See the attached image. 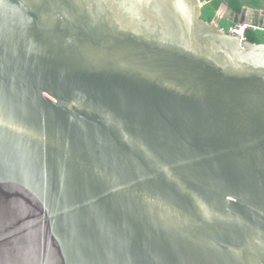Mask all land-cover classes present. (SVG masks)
Segmentation results:
<instances>
[{"label": "water", "instance_id": "obj_1", "mask_svg": "<svg viewBox=\"0 0 264 264\" xmlns=\"http://www.w3.org/2000/svg\"><path fill=\"white\" fill-rule=\"evenodd\" d=\"M201 0H0V264H264V44Z\"/></svg>", "mask_w": 264, "mask_h": 264}, {"label": "trees", "instance_id": "obj_2", "mask_svg": "<svg viewBox=\"0 0 264 264\" xmlns=\"http://www.w3.org/2000/svg\"><path fill=\"white\" fill-rule=\"evenodd\" d=\"M202 19L208 23H213L218 20V12L223 4L227 5L229 10L235 17L242 16V23L246 19V13L249 9L258 12L264 10V0H201ZM236 19V18H235ZM236 23L227 19L218 20L219 28L230 33V27ZM254 23L260 26V30L248 29L245 33V38L255 44H264V18L259 19L255 16Z\"/></svg>", "mask_w": 264, "mask_h": 264}, {"label": "crops", "instance_id": "obj_3", "mask_svg": "<svg viewBox=\"0 0 264 264\" xmlns=\"http://www.w3.org/2000/svg\"><path fill=\"white\" fill-rule=\"evenodd\" d=\"M255 16H257L259 19L264 18V10H260L258 12H255L252 9H249L246 13V19L243 23H251V24H255L254 23V19ZM227 19L230 20L232 22H236V23H242V16L240 17H235V15H233L231 13V11L229 10L228 6L223 4L218 12V20L220 19ZM236 18V19H235ZM218 20L216 21L217 26H218ZM233 25V24H232ZM256 25V24H255Z\"/></svg>", "mask_w": 264, "mask_h": 264}, {"label": "built area", "instance_id": "obj_4", "mask_svg": "<svg viewBox=\"0 0 264 264\" xmlns=\"http://www.w3.org/2000/svg\"><path fill=\"white\" fill-rule=\"evenodd\" d=\"M248 29L260 30L261 27L255 24H251V23H234L230 27L229 34L236 36L238 38H241V39H246L245 33Z\"/></svg>", "mask_w": 264, "mask_h": 264}]
</instances>
